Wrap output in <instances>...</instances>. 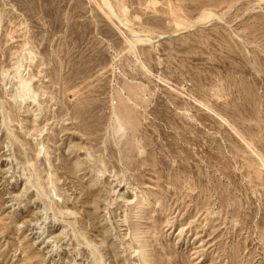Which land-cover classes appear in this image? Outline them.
<instances>
[{
  "label": "rangeland",
  "instance_id": "obj_1",
  "mask_svg": "<svg viewBox=\"0 0 264 264\" xmlns=\"http://www.w3.org/2000/svg\"><path fill=\"white\" fill-rule=\"evenodd\" d=\"M0 264H264V0H0Z\"/></svg>",
  "mask_w": 264,
  "mask_h": 264
},
{
  "label": "bare ground",
  "instance_id": "obj_2",
  "mask_svg": "<svg viewBox=\"0 0 264 264\" xmlns=\"http://www.w3.org/2000/svg\"><path fill=\"white\" fill-rule=\"evenodd\" d=\"M105 1V0H104ZM108 3V2H107ZM108 5H109V3H108ZM111 11H112V9H111ZM114 13V12H113ZM211 15V14H210ZM213 15V14H212ZM214 16V15H213Z\"/></svg>",
  "mask_w": 264,
  "mask_h": 264
}]
</instances>
